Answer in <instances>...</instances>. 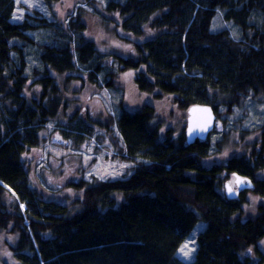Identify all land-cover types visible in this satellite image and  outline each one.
Wrapping results in <instances>:
<instances>
[{"label": "trees", "instance_id": "trees-1", "mask_svg": "<svg viewBox=\"0 0 264 264\" xmlns=\"http://www.w3.org/2000/svg\"><path fill=\"white\" fill-rule=\"evenodd\" d=\"M85 3L88 17L132 46L131 55L101 49L79 15L68 27L35 9L16 20L15 0H0L4 256L14 264H260L264 178L257 172L264 169V140L258 147L257 139L245 144L246 134L257 130L239 127V119L229 122L245 113L244 98L264 100V0ZM218 16L237 28L236 35ZM129 81L153 100L169 98L184 119L191 105H210L212 133L190 145L185 126L163 135L152 100L128 107ZM103 91L112 98L104 121L79 98ZM48 124L66 149L108 137L117 158L132 164L128 174L87 179L80 161L71 163L79 155L45 153L49 140L41 132ZM212 134L218 135L216 150ZM230 141L241 154L206 163ZM70 164L74 177L67 173ZM235 173L254 182L241 192L254 196L248 207L242 196L226 195ZM199 223L204 227L187 261L178 251Z\"/></svg>", "mask_w": 264, "mask_h": 264}, {"label": "rangeland", "instance_id": "rangeland-1", "mask_svg": "<svg viewBox=\"0 0 264 264\" xmlns=\"http://www.w3.org/2000/svg\"><path fill=\"white\" fill-rule=\"evenodd\" d=\"M15 3L16 5L14 18L16 20L23 19L26 12H32V9H35L41 13V16L47 17L54 22L63 24L66 27L71 19H74L77 15H79L83 22L84 20L85 22H89V27H86L89 28L88 32H86V35H88L92 40L96 41L97 45L101 49H106L108 51V54H112L115 52L122 56H127L131 55V53L133 52L132 46L121 41L111 29L102 27L99 23L88 17L89 13L85 10L90 9V7L85 3V0H15ZM81 7L83 10H80V14L78 13V11ZM217 22L220 25H225L224 27L232 32L233 35H236V32L238 30L234 25L222 20L220 16H218ZM128 76L129 75L127 73L121 74V79L123 80V82L124 79H128ZM129 82L130 83H127L124 88L125 94L127 95L126 103L128 107L132 106V108H140L144 103L152 100L153 104L158 108L157 113L159 114V116L157 122L160 123L163 135L165 134L166 130L171 128H174V131L176 132H178V130L183 128L184 126L186 128L187 119L183 118L182 113L176 109V106L173 102H171L169 98H160V101L153 100V95L146 94L147 96H145V94L141 93L140 90H138L131 81ZM76 89L79 90V88ZM88 94L89 95L87 97L82 96L83 94L79 97L80 103L85 104L83 105L84 110L89 111L90 109L89 112H91V114L95 113L104 121L105 118H107V113L111 111L110 102L112 101V98L110 93L107 91H103L97 94L94 92H89ZM251 96L252 95H249L247 98H244L243 109H245V113L231 118L229 124H233L234 122L236 123V119H239L240 122L237 123L239 127H247L257 130L252 135L246 134L248 136L245 138L244 143H248L249 146H251L253 141L257 139L256 146L258 147L264 140V137H262V131L264 132V100H261V98L258 97L253 98ZM88 104L91 106V108H88ZM221 129V124H219V130ZM41 136L46 141L49 140V142L45 146V153H49L51 154V156L58 159H61L63 154L70 152L74 153L77 156L79 155L80 158H78V160L72 158L71 163H77V161H80V163L82 164V168L87 171L85 174V177L87 179L97 177L98 179L108 180L122 177L128 174L132 166L131 163L125 161L121 162L117 158L108 137H106V140L102 139L101 142L95 138H93L92 140H88L82 145L81 148L77 146H71V144H67L66 149L63 147V145L56 144L58 141H60V137L56 135V133L54 134L52 124L47 125L46 129L41 132ZM210 138H212L213 149L216 150L217 148L215 147L216 145L214 144V141L216 140V138H218V135L212 134ZM242 151L243 149H241V147H236L234 141H230V143L226 144L222 148V150L213 154L206 163L221 164L232 157L234 154H241ZM73 172H75L74 165L70 164L67 173H70V175L74 177ZM257 175L258 178H264V169L258 171ZM67 177L70 176L67 175L63 178L66 179ZM240 196L242 195L240 194L235 199L240 198ZM241 200V204L245 207H248L249 202L253 203L254 196L250 191H247L246 193H244ZM203 227L204 223H199V225L196 226L189 238L186 239L179 248L178 254L183 259L190 261V259L194 255L197 243L196 237ZM2 240L3 238L0 237V242ZM185 244H188L189 248L191 249V251H189V249H185V251H189V254L187 256H185L180 251V249L184 247ZM260 246L261 252L264 255V240L260 243ZM5 252L6 251L4 249H0V264H14L11 255L4 256ZM255 260L257 261V259ZM260 264H264V256Z\"/></svg>", "mask_w": 264, "mask_h": 264}, {"label": "water", "instance_id": "water-1", "mask_svg": "<svg viewBox=\"0 0 264 264\" xmlns=\"http://www.w3.org/2000/svg\"><path fill=\"white\" fill-rule=\"evenodd\" d=\"M216 123V114L214 109L207 104H193L188 109L187 125H186V141L187 144H193L197 140L204 141L208 138ZM235 183L238 186L234 189L229 182L226 183V194L229 198L235 199L244 189H252L253 181L248 177L235 174ZM231 189V191H230Z\"/></svg>", "mask_w": 264, "mask_h": 264}, {"label": "snow or ice", "instance_id": "snow-or-ice-1", "mask_svg": "<svg viewBox=\"0 0 264 264\" xmlns=\"http://www.w3.org/2000/svg\"><path fill=\"white\" fill-rule=\"evenodd\" d=\"M230 191H231V189H230ZM185 249H189V251H191V249L189 248V245H188V244H185L184 247H182V248L180 249V251H181L185 256H187V255L189 254V251H185Z\"/></svg>", "mask_w": 264, "mask_h": 264}, {"label": "bare ground", "instance_id": "bare-ground-1", "mask_svg": "<svg viewBox=\"0 0 264 264\" xmlns=\"http://www.w3.org/2000/svg\"><path fill=\"white\" fill-rule=\"evenodd\" d=\"M185 129H186V128H185ZM209 136H210V135H209ZM235 174H236V173H235ZM235 174H234V175H235ZM243 177H244V176H243ZM248 178H249V177H248ZM250 179H251V178H250ZM251 180H252V179H251ZM252 181H253V180H252ZM228 182H229V181H228ZM226 183H227V182H226ZM229 183H230V182H229ZM233 183H234V185L238 188V186H237L236 183H235V179H234ZM253 183H254V182H253ZM230 184H232V183H230ZM232 185H233V184H232ZM234 185H233V187H234ZM225 187H226V186H225ZM237 188H236V189H237ZM234 189H235V188H234ZM245 190H246V189H244V190H242V191H245ZM242 191H241V192H242ZM241 192L239 193V195L241 194ZM226 195H227V194H226ZM227 197H228V196H227ZM228 198H229V197H228ZM230 199H231V198H230Z\"/></svg>", "mask_w": 264, "mask_h": 264}, {"label": "flooded vegetation", "instance_id": "flooded-vegetation-1", "mask_svg": "<svg viewBox=\"0 0 264 264\" xmlns=\"http://www.w3.org/2000/svg\"><path fill=\"white\" fill-rule=\"evenodd\" d=\"M233 185H234V183L233 182H231ZM234 188L236 189L237 187L234 185Z\"/></svg>", "mask_w": 264, "mask_h": 264}]
</instances>
